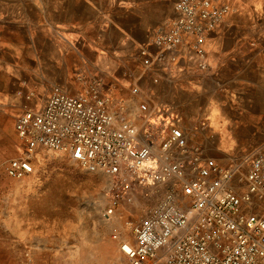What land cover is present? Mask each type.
I'll return each instance as SVG.
<instances>
[{
  "label": "built area",
  "instance_id": "obj_1",
  "mask_svg": "<svg viewBox=\"0 0 264 264\" xmlns=\"http://www.w3.org/2000/svg\"><path fill=\"white\" fill-rule=\"evenodd\" d=\"M230 9L227 0L174 1L172 15L138 45L134 111L101 78L82 75L80 91L53 85L42 105L24 104L14 123L24 154L6 174L23 178L45 150L105 176L103 215L128 264H264V144L240 162L218 161L173 106L138 84L147 75L158 83L182 58L207 71L204 42Z\"/></svg>",
  "mask_w": 264,
  "mask_h": 264
},
{
  "label": "crops",
  "instance_id": "obj_2",
  "mask_svg": "<svg viewBox=\"0 0 264 264\" xmlns=\"http://www.w3.org/2000/svg\"><path fill=\"white\" fill-rule=\"evenodd\" d=\"M151 1L0 0V103L6 87L20 88L28 73L60 71L47 80L65 89L69 82L78 84L75 70L87 69L96 74L89 77L101 78L107 87L110 83V92L136 110L130 89L142 72L138 45L173 13L170 0ZM227 2L230 11L204 42L207 71L195 72L182 58L160 74L158 83L152 84L149 75L138 82L152 90L153 100L173 106L187 121L206 118L199 143L218 161L237 149L242 134L254 133L248 120L264 114V0ZM57 34L66 42L83 40L77 50L83 60L76 66H70ZM210 134L216 137L209 139ZM29 226L18 221L9 228V237L0 239V261L5 262L11 248L28 246L25 260L31 262L37 240Z\"/></svg>",
  "mask_w": 264,
  "mask_h": 264
},
{
  "label": "rangeland",
  "instance_id": "obj_3",
  "mask_svg": "<svg viewBox=\"0 0 264 264\" xmlns=\"http://www.w3.org/2000/svg\"><path fill=\"white\" fill-rule=\"evenodd\" d=\"M170 1L174 3L175 0ZM61 34L56 35L58 42L66 45L70 66H76L77 60H83L84 55L77 53L83 40L71 38L66 42ZM75 71L76 78L81 74L86 77L96 75L87 69ZM75 71L72 68L70 74ZM195 72L199 73L197 70ZM59 73L57 70L28 73L26 79L23 77L20 88L6 87V99L0 103V239H7L9 228L13 230L14 223L21 221L28 226L31 224L37 240L32 245L34 253L30 263L27 257L25 260V251L30 249L22 246L20 249L11 248V252L6 253L5 262L0 261V264H128L118 249V242L111 237V222L103 215L107 184L105 176L87 172L63 153L45 150L32 157L33 171L23 178L14 179L6 174L8 161L24 154V145L14 130L16 117L24 104L42 105L50 87L58 84L47 79ZM69 83L64 86L69 92L75 93L83 88L82 82ZM107 85L110 87V83ZM109 87L107 89L110 91ZM29 92L34 95L27 101L25 94ZM180 117L192 140L201 142L199 137L207 119L203 117L202 121L194 123ZM248 121L252 122L254 133L242 134L237 149L224 154L221 162H240L248 153L264 144V114L259 113ZM234 124H237V120H234ZM215 137L210 134L208 138ZM136 215H140L139 210L132 217ZM116 223L120 227L121 222L117 220Z\"/></svg>",
  "mask_w": 264,
  "mask_h": 264
},
{
  "label": "bare ground",
  "instance_id": "obj_4",
  "mask_svg": "<svg viewBox=\"0 0 264 264\" xmlns=\"http://www.w3.org/2000/svg\"><path fill=\"white\" fill-rule=\"evenodd\" d=\"M118 249H119V245H118ZM120 250V249H119ZM120 252H121V250H120Z\"/></svg>",
  "mask_w": 264,
  "mask_h": 264
}]
</instances>
